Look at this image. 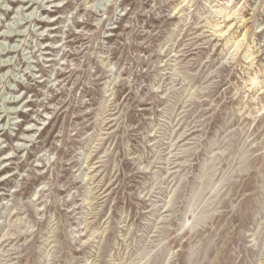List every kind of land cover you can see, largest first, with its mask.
I'll return each instance as SVG.
<instances>
[{
	"label": "rangeland",
	"instance_id": "1",
	"mask_svg": "<svg viewBox=\"0 0 264 264\" xmlns=\"http://www.w3.org/2000/svg\"><path fill=\"white\" fill-rule=\"evenodd\" d=\"M226 2L0 0V264H264V0Z\"/></svg>",
	"mask_w": 264,
	"mask_h": 264
},
{
	"label": "bare ground",
	"instance_id": "2",
	"mask_svg": "<svg viewBox=\"0 0 264 264\" xmlns=\"http://www.w3.org/2000/svg\"><path fill=\"white\" fill-rule=\"evenodd\" d=\"M182 2L183 3L184 2H190V0H182ZM228 2H229V0H227L226 3H228ZM228 9H229L228 6L223 5L220 8H218V9L215 10V12L217 14L222 15V17H220V18H223V21H221V22L217 21L215 23H212V26L215 28L214 29V32L215 33H218V36H221V37H224L225 36V38H226V45H228L229 42H232L230 48L234 47V50H233L232 55H235L236 53H238L241 50L244 42L247 40V35L249 33V30L247 29L243 33V35H242L241 38L234 36V34H233L232 37H229L228 38L227 37L228 36L227 34L228 33H229V35L231 34L232 28L234 26V23L232 22V20H234V19H231V17L233 15H235L239 11V10H234L235 8H231L229 11H228ZM223 23H224V25H222ZM254 55H255V52H252L250 50H246V52H245V58L246 59H250L251 58V61L250 62H252L256 58V57H254ZM250 81H251V83L249 85H253L254 88H257L258 85L261 83L260 80H259V77H258V75L256 73H255V75H253L251 77ZM262 88L264 89V86L258 87L257 90H260Z\"/></svg>",
	"mask_w": 264,
	"mask_h": 264
},
{
	"label": "clouds",
	"instance_id": "3",
	"mask_svg": "<svg viewBox=\"0 0 264 264\" xmlns=\"http://www.w3.org/2000/svg\"><path fill=\"white\" fill-rule=\"evenodd\" d=\"M112 79L114 80V76H113ZM110 83H111V81H109V83H106V84L104 85V93H105V95L103 96V101H104V103L110 98L109 95L107 94V93H108V89H109V84H110ZM113 107H118V106H116V105L114 104ZM113 123H116V121H113Z\"/></svg>",
	"mask_w": 264,
	"mask_h": 264
}]
</instances>
